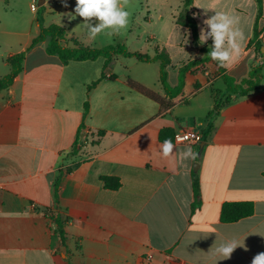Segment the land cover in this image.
I'll list each match as a JSON object with an SVG mask.
<instances>
[{
  "label": "crops",
  "instance_id": "obj_1",
  "mask_svg": "<svg viewBox=\"0 0 264 264\" xmlns=\"http://www.w3.org/2000/svg\"><path fill=\"white\" fill-rule=\"evenodd\" d=\"M179 2L169 5L173 21L154 24L149 34L161 39L154 49L164 47L168 54L170 84L182 65L205 55L200 29L214 11L239 18L249 55L230 69L211 59L191 68L165 110L127 84L130 78L165 96L158 60L115 55L105 68L103 57L62 62L46 51V40L28 48L38 22L25 31L18 16L5 18L8 24L0 31L22 42L0 55L6 59L24 51V57L12 83L0 89V264H251L264 252V0L260 14L255 0H192L196 42L188 27L193 42H184V33L171 40L183 7ZM197 7L210 10L205 14ZM255 24L259 48L251 42ZM71 39L76 38L66 33L64 43L72 45ZM256 64H262L257 88L245 95L225 91L222 75L239 82ZM139 70L149 71L153 80ZM217 94L231 100L220 103L204 138ZM162 127L200 133L201 154L182 159L185 146L198 149L173 141L174 155L162 158ZM76 139L80 148L69 154ZM194 171L200 204L191 211ZM102 176L118 177L119 187H105ZM226 201H251L253 213L221 222ZM47 208L69 217L64 243L44 214ZM230 240L239 247L224 260L215 249Z\"/></svg>",
  "mask_w": 264,
  "mask_h": 264
},
{
  "label": "trees",
  "instance_id": "obj_2",
  "mask_svg": "<svg viewBox=\"0 0 264 264\" xmlns=\"http://www.w3.org/2000/svg\"><path fill=\"white\" fill-rule=\"evenodd\" d=\"M258 7L257 14H260L262 0H255ZM192 0H183V8L184 13H179V16L176 19V23H180L188 27L191 31L194 41H197V24L194 17V11L191 6ZM190 12H189V11ZM40 22V20L38 19ZM258 31L256 28V24L253 29V37L251 42L254 41L255 46L257 48L260 47V43L257 40ZM46 40V51L49 54L57 55L62 62H68L70 60L82 61V60H93L97 57L104 58L103 67H107L111 61L113 60L115 55H122L124 57H134L139 61H159V81L163 87L165 92V96H161L152 89L142 85L141 83L134 81L130 78H127V84L134 90L139 93L149 97L150 99L159 103L161 110H165L170 108L173 105L172 99L179 95L184 86V78L187 71L191 68L198 66L200 63L206 62L211 58L208 56V52L210 51L211 46H202V50L205 52V55L198 58L189 60L187 63L182 65L178 70V78L175 84H170L167 79V65L170 62L168 54L163 49H159L156 47L154 49L153 55H148L146 53H142L139 51H128L124 43L117 44H107L101 47H93L82 44L77 39H71L72 45H67L66 40V28L65 26H61L60 24L51 23L49 25H41L38 34L32 39L28 48L36 44L37 42ZM27 48V49H28ZM24 57V51H20L14 53L6 58L7 63L10 65V71L4 76L0 77V89L6 88L9 86L14 77L21 69V61ZM262 64H256L252 66L246 77L242 78L239 82H235V80L228 76L222 75V79L225 83V91L231 93H238L239 95H245L248 92L254 90L259 85V80L261 76ZM103 75V74H102ZM96 82H93L94 85ZM198 87L195 84V89ZM231 100L230 96L225 99V102H229ZM220 103L215 100V104L213 108L207 114V125L203 131V137L210 132L212 127V116L215 114L217 109L219 108ZM85 110H87L88 103L84 102ZM99 135L103 133L102 130H99ZM174 130L171 127H162L158 131V140L164 142L166 139L171 140L173 142L174 138ZM202 141V137H201ZM78 139H76L69 150V154H76L80 148V144L78 143ZM198 149V145H197ZM70 168H67L69 171ZM62 170H59V175ZM264 175V172H263ZM101 180L104 182V186L109 189H117L120 185V181L118 177L115 176H102ZM58 178L56 179L53 186V195L55 201L58 199ZM191 183L194 199L191 203V211L200 204L199 200V176L196 171L191 174ZM253 213V202L251 201H226L222 204L220 210V221L221 222H234L243 217L249 216ZM44 214L50 218L55 224L54 234L57 235L59 240L64 243L66 239V234L64 230L65 223L69 220L68 215H65L63 212L59 210H51L45 209Z\"/></svg>",
  "mask_w": 264,
  "mask_h": 264
},
{
  "label": "rangeland",
  "instance_id": "obj_3",
  "mask_svg": "<svg viewBox=\"0 0 264 264\" xmlns=\"http://www.w3.org/2000/svg\"><path fill=\"white\" fill-rule=\"evenodd\" d=\"M30 2L35 3L36 11L33 12L30 9ZM179 3V0H129L126 7V10L130 13L127 28L116 35L109 36L105 33H101L94 40H89L78 25L82 23V19L77 17L75 20L70 21L66 15L73 11L76 0H46L42 5H38L37 0H10L7 5L4 0H0V29L8 24L6 20L7 16H18L20 21H24L23 27L25 31L29 30L31 26H34L36 22H38L40 27V24L44 26L51 23L59 24L57 21L62 18L61 23L65 26L66 33L70 37H75L84 45L101 47L107 44L124 43L128 51H139L148 55H153L154 46L160 44L158 40H161L157 38L149 39V34L154 30V24L160 23L165 26L167 21H171L172 18L170 12H168L169 5L172 7ZM179 13H184L183 7ZM179 13L175 17V23ZM158 15L161 18H157ZM158 20H160V22ZM159 31L161 33V30ZM182 33L186 34L183 39L184 42L186 40L193 42L191 34L187 31L186 26L180 23H176V28L173 31L171 40H176L177 37L182 36ZM20 42H22V37L15 38L0 31V54H7L15 50ZM136 63L140 65L139 62ZM9 68L10 65L7 63L5 57L2 58L0 55V74L7 72ZM141 73L146 74L147 80H153L151 79L149 71L139 70V75ZM150 88L153 89L152 87ZM216 101L219 103L225 102V96L217 94ZM196 147L197 145L195 148ZM195 163L198 164V162Z\"/></svg>",
  "mask_w": 264,
  "mask_h": 264
},
{
  "label": "clouds",
  "instance_id": "obj_4",
  "mask_svg": "<svg viewBox=\"0 0 264 264\" xmlns=\"http://www.w3.org/2000/svg\"><path fill=\"white\" fill-rule=\"evenodd\" d=\"M128 3L129 0H76L75 8L66 15L70 21L77 17L81 18L82 23L78 24L79 27L89 40H94L101 33L112 36L127 28L130 16L126 10ZM200 9L205 10V14L210 10ZM61 21L62 18L57 23L63 27ZM239 23L238 17L225 11H214V15L203 20L205 27L200 29L199 43L204 45L209 39L212 40L208 56L218 67L230 69L249 55L244 48L246 36ZM175 148L176 145L166 139L159 145V153L162 158L168 159L174 155ZM197 155L190 145L185 146L180 153L181 158L185 160H195ZM237 247L239 242L230 240L216 247L215 254L227 260ZM251 264H264V252L256 254Z\"/></svg>",
  "mask_w": 264,
  "mask_h": 264
},
{
  "label": "built area",
  "instance_id": "obj_5",
  "mask_svg": "<svg viewBox=\"0 0 264 264\" xmlns=\"http://www.w3.org/2000/svg\"><path fill=\"white\" fill-rule=\"evenodd\" d=\"M30 8L32 10H36L34 2H31ZM185 137H187V139H185ZM173 141L178 143L187 142L193 145H198L201 141V135L200 133H189L184 130H179L174 133Z\"/></svg>",
  "mask_w": 264,
  "mask_h": 264
},
{
  "label": "water",
  "instance_id": "obj_6",
  "mask_svg": "<svg viewBox=\"0 0 264 264\" xmlns=\"http://www.w3.org/2000/svg\"><path fill=\"white\" fill-rule=\"evenodd\" d=\"M44 2H45V0H37V4L38 5H42ZM204 145H205V141L202 140V141L199 142V144H198V150H197L198 156L201 154V151H202ZM197 166H198V164L197 163H194L193 170H196L197 169Z\"/></svg>",
  "mask_w": 264,
  "mask_h": 264
}]
</instances>
